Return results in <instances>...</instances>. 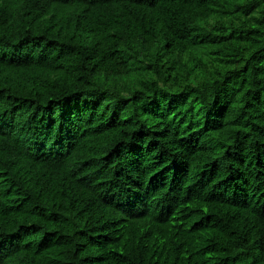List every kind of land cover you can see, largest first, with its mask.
<instances>
[{
	"label": "trees",
	"instance_id": "obj_1",
	"mask_svg": "<svg viewBox=\"0 0 264 264\" xmlns=\"http://www.w3.org/2000/svg\"><path fill=\"white\" fill-rule=\"evenodd\" d=\"M0 264H264V0H0Z\"/></svg>",
	"mask_w": 264,
	"mask_h": 264
}]
</instances>
